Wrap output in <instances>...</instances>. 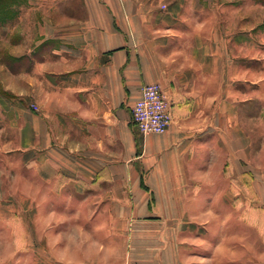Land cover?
<instances>
[{
	"label": "crops",
	"instance_id": "1",
	"mask_svg": "<svg viewBox=\"0 0 264 264\" xmlns=\"http://www.w3.org/2000/svg\"><path fill=\"white\" fill-rule=\"evenodd\" d=\"M228 9L6 6L0 264H11L13 240L49 251V264H264V55L251 69L259 43ZM151 82L172 121L142 135L130 108Z\"/></svg>",
	"mask_w": 264,
	"mask_h": 264
},
{
	"label": "rangeland",
	"instance_id": "2",
	"mask_svg": "<svg viewBox=\"0 0 264 264\" xmlns=\"http://www.w3.org/2000/svg\"><path fill=\"white\" fill-rule=\"evenodd\" d=\"M219 5L227 4V12L223 13L225 17L230 18L231 20H237L241 18L240 16L247 17L246 22L250 25V34L255 38V41L259 43L258 47H251L250 49V58H252L250 67L251 69L262 68L263 60L260 59L264 55V4L258 0H217ZM223 16V15H222ZM1 19V17H0ZM256 43V44H257ZM256 61V62H255ZM0 86V93H1ZM2 155L0 154V180L2 179ZM3 187L0 182V194H2ZM14 247L12 246L10 251L9 262L11 264H17L16 262H27L33 264V262H42V264H49L51 262L49 251L43 250L40 254L34 253L33 246L27 245L26 248L20 249L18 251V245L15 240H13ZM201 255H209L206 252L202 251ZM250 264H257V262H250Z\"/></svg>",
	"mask_w": 264,
	"mask_h": 264
},
{
	"label": "built area",
	"instance_id": "3",
	"mask_svg": "<svg viewBox=\"0 0 264 264\" xmlns=\"http://www.w3.org/2000/svg\"><path fill=\"white\" fill-rule=\"evenodd\" d=\"M130 111L131 119L142 135L162 133L172 121L170 99L160 82L144 84Z\"/></svg>",
	"mask_w": 264,
	"mask_h": 264
},
{
	"label": "trees",
	"instance_id": "4",
	"mask_svg": "<svg viewBox=\"0 0 264 264\" xmlns=\"http://www.w3.org/2000/svg\"><path fill=\"white\" fill-rule=\"evenodd\" d=\"M260 1L261 3L264 4V0H258ZM12 0H0V17L2 16L3 12L5 13L6 10V6L9 5V3H11Z\"/></svg>",
	"mask_w": 264,
	"mask_h": 264
}]
</instances>
